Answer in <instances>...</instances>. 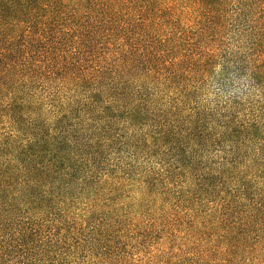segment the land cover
<instances>
[{
  "label": "trees",
  "instance_id": "1",
  "mask_svg": "<svg viewBox=\"0 0 264 264\" xmlns=\"http://www.w3.org/2000/svg\"><path fill=\"white\" fill-rule=\"evenodd\" d=\"M106 217L264 264V0H0V264H115Z\"/></svg>",
  "mask_w": 264,
  "mask_h": 264
},
{
  "label": "rangeland",
  "instance_id": "2",
  "mask_svg": "<svg viewBox=\"0 0 264 264\" xmlns=\"http://www.w3.org/2000/svg\"><path fill=\"white\" fill-rule=\"evenodd\" d=\"M223 33L224 46L229 49H237V44L231 39L226 31ZM218 67L206 77L198 95L202 108L212 110L215 114L223 113L227 108L228 101L233 96H240L243 91H248L249 95L253 92L248 88V81L233 77L230 84L224 88L218 82ZM218 146L211 147L210 154L217 152ZM216 154V153H215ZM134 197V198H133ZM139 199V195H128L123 197L127 210H130L132 202ZM133 211V209H132ZM119 214H122L120 211ZM132 214V213H131ZM130 214V215H131ZM101 218V217H95ZM105 218V217H102ZM111 222L120 224L118 230L114 232L112 249L117 256L113 259L115 264H183L190 260L188 254L186 260L178 261L190 252L187 240L180 238L184 226L173 224L174 236L167 237L165 231H170L167 227L168 222H174L177 217H106ZM175 223V222H174ZM162 225L164 227L162 228ZM169 225V224H168ZM176 235V237H175ZM189 257V259H188ZM169 261V262H168ZM202 264V263H198Z\"/></svg>",
  "mask_w": 264,
  "mask_h": 264
}]
</instances>
